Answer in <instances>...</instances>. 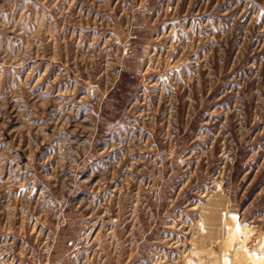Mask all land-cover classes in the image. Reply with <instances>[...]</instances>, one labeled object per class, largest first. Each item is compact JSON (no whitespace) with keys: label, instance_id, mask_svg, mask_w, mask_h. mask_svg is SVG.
Returning <instances> with one entry per match:
<instances>
[{"label":"rangeland","instance_id":"obj_1","mask_svg":"<svg viewBox=\"0 0 264 264\" xmlns=\"http://www.w3.org/2000/svg\"><path fill=\"white\" fill-rule=\"evenodd\" d=\"M0 264H264V0H0Z\"/></svg>","mask_w":264,"mask_h":264}]
</instances>
